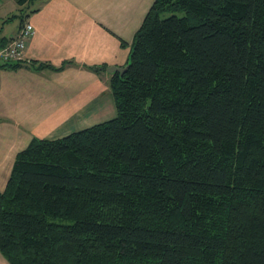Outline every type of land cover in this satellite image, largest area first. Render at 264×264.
Instances as JSON below:
<instances>
[{"label": "trees", "instance_id": "16d2710c", "mask_svg": "<svg viewBox=\"0 0 264 264\" xmlns=\"http://www.w3.org/2000/svg\"><path fill=\"white\" fill-rule=\"evenodd\" d=\"M125 65L109 78L113 117L16 153L0 252L264 264V0H154Z\"/></svg>", "mask_w": 264, "mask_h": 264}, {"label": "crops", "instance_id": "0c3cea01", "mask_svg": "<svg viewBox=\"0 0 264 264\" xmlns=\"http://www.w3.org/2000/svg\"><path fill=\"white\" fill-rule=\"evenodd\" d=\"M153 1L2 0L0 46L24 22L32 24L33 34L17 61L21 66L0 68V191L16 153L32 137H61L115 115L107 68L127 63L134 34ZM15 20L18 24L8 30ZM93 66L103 68L94 71ZM0 264H10L1 252Z\"/></svg>", "mask_w": 264, "mask_h": 264}, {"label": "built area", "instance_id": "2783aa9c", "mask_svg": "<svg viewBox=\"0 0 264 264\" xmlns=\"http://www.w3.org/2000/svg\"><path fill=\"white\" fill-rule=\"evenodd\" d=\"M2 0H0L1 4ZM33 34V26L24 22L16 36L0 46V63H14L23 56L25 41Z\"/></svg>", "mask_w": 264, "mask_h": 264}, {"label": "water", "instance_id": "95a60500", "mask_svg": "<svg viewBox=\"0 0 264 264\" xmlns=\"http://www.w3.org/2000/svg\"><path fill=\"white\" fill-rule=\"evenodd\" d=\"M126 68H127V65H124L123 67L111 66L107 68V71L109 73H114V72L123 73L125 72Z\"/></svg>", "mask_w": 264, "mask_h": 264}, {"label": "rangeland", "instance_id": "374dc122", "mask_svg": "<svg viewBox=\"0 0 264 264\" xmlns=\"http://www.w3.org/2000/svg\"><path fill=\"white\" fill-rule=\"evenodd\" d=\"M17 24H18L17 20L13 21L11 24L8 25V30L14 29Z\"/></svg>", "mask_w": 264, "mask_h": 264}]
</instances>
